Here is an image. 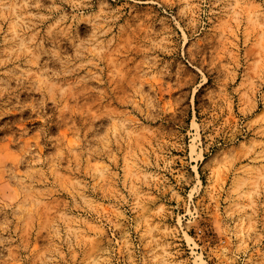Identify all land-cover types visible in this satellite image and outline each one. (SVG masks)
<instances>
[{"label":"rangeland","instance_id":"1","mask_svg":"<svg viewBox=\"0 0 264 264\" xmlns=\"http://www.w3.org/2000/svg\"><path fill=\"white\" fill-rule=\"evenodd\" d=\"M0 264H264V0H0Z\"/></svg>","mask_w":264,"mask_h":264}]
</instances>
